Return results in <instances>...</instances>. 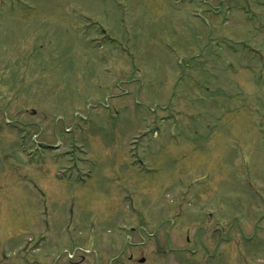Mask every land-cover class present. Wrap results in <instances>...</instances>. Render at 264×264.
I'll list each match as a JSON object with an SVG mask.
<instances>
[{"label":"rangeland","instance_id":"obj_1","mask_svg":"<svg viewBox=\"0 0 264 264\" xmlns=\"http://www.w3.org/2000/svg\"><path fill=\"white\" fill-rule=\"evenodd\" d=\"M0 264H264V0H0Z\"/></svg>","mask_w":264,"mask_h":264},{"label":"water","instance_id":"obj_2","mask_svg":"<svg viewBox=\"0 0 264 264\" xmlns=\"http://www.w3.org/2000/svg\"><path fill=\"white\" fill-rule=\"evenodd\" d=\"M143 260V259H142Z\"/></svg>","mask_w":264,"mask_h":264}]
</instances>
